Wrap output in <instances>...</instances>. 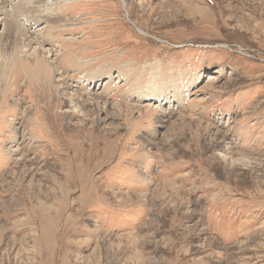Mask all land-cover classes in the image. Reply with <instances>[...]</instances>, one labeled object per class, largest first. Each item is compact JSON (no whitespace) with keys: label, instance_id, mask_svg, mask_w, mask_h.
Here are the masks:
<instances>
[{"label":"rangeland","instance_id":"obj_1","mask_svg":"<svg viewBox=\"0 0 264 264\" xmlns=\"http://www.w3.org/2000/svg\"><path fill=\"white\" fill-rule=\"evenodd\" d=\"M124 1L0 0V264H264V0Z\"/></svg>","mask_w":264,"mask_h":264},{"label":"bare ground","instance_id":"obj_2","mask_svg":"<svg viewBox=\"0 0 264 264\" xmlns=\"http://www.w3.org/2000/svg\"><path fill=\"white\" fill-rule=\"evenodd\" d=\"M53 1V0H52ZM11 2V1H10ZM57 2V1H56ZM122 2H123V4H125V1L124 0H122ZM37 52L35 51V50H33L32 52H31V54H35V55H37L36 54ZM36 57V56H35ZM31 58H33V57H31ZM35 61H39L38 62V64H37V67H38V69H40V72L41 73H43V72H46L47 73V75H49V74H51L52 73V67H51V65L49 64V63H44V60L40 57V58H34V63H35ZM60 76V75H59ZM65 80H66V78H65ZM64 80V78L63 77H59L58 79H56V81H62L61 83H62V85H67V81H65ZM69 84V83H68ZM71 84V83H70ZM58 87H59V85H58ZM58 87H57V89H58ZM54 91H55V89H53ZM54 93V92H53ZM56 97V96H55ZM88 98V97H87ZM71 100H73V98H71ZM96 102H98L97 100L94 102V103H96ZM52 103H50L47 107H46V109H45V113H48V112H50L51 111V108H52V105H51ZM75 104V103H74ZM39 110V109H38ZM103 111V110H102ZM74 112V111H73ZM37 113H39L38 111H37ZM49 115V114H48ZM41 116V115H40ZM163 117V116H162ZM39 119H44L43 117H39ZM35 120H38V116L36 115V119H34V121ZM34 127H32V129H33ZM17 131V130H16ZM16 133V132H15ZM63 134V133H62ZM38 135V138H42L43 136L42 135H39V134H37ZM16 139V138H15ZM13 140V139H12ZM18 140V139H17ZM92 141H91V143L89 144V145H87L86 146V148H85V150H88V154L86 155L85 153H84V150L82 149V148H77V150H76V152H75V154L72 156V160L70 161V165L71 164H74L75 162H77L76 160H79V162L78 163H80L81 165H82V167L83 168H86V169H89L90 168V164H91V162L93 161V158H94V156H95V154H93V150L96 148V143H94L93 141H95V138H92L91 139ZM18 142V141H17ZM21 142V141H20ZM19 142V143H20ZM67 141L63 138V140H60L59 142H58V145L57 146H61V145H63L64 146V149H70L71 150V148L70 147H66V145H67ZM19 146V145H18ZM13 147H14V145H13ZM12 147V148H13ZM53 147V146H52ZM76 147H77V144H76ZM50 149H52V148H50ZM7 150H9V149H7ZM12 151V150H11ZM14 151H18L17 149H13V152ZM12 152V153H13ZM10 153V152H9ZM19 153V152H18ZM78 166H79V164H77ZM80 165V166H81ZM85 171H87V170H85ZM84 182V180L81 178V180H80V182L79 183H83Z\"/></svg>","mask_w":264,"mask_h":264}]
</instances>
